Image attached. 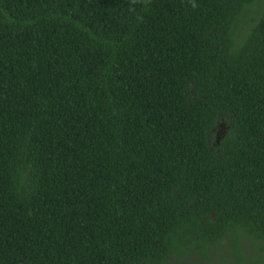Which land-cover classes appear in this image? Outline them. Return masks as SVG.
<instances>
[{
	"label": "trees",
	"instance_id": "16d2710c",
	"mask_svg": "<svg viewBox=\"0 0 264 264\" xmlns=\"http://www.w3.org/2000/svg\"><path fill=\"white\" fill-rule=\"evenodd\" d=\"M259 2L0 0V264L264 251Z\"/></svg>",
	"mask_w": 264,
	"mask_h": 264
},
{
	"label": "rangeland",
	"instance_id": "374dc122",
	"mask_svg": "<svg viewBox=\"0 0 264 264\" xmlns=\"http://www.w3.org/2000/svg\"><path fill=\"white\" fill-rule=\"evenodd\" d=\"M264 15V2L256 3L250 8L248 18L240 24L237 30L239 36H243L256 21L257 18ZM225 128L223 124H218L215 128V137L219 138ZM258 243L253 246L246 236H241L238 241V249L240 261L238 264H264V251L259 252ZM255 262V263H254ZM171 264H237L234 259V251L230 246L229 237L225 236L222 243L212 245L207 249L206 258L201 259L195 251H188L187 255L182 259L170 258Z\"/></svg>",
	"mask_w": 264,
	"mask_h": 264
},
{
	"label": "clouds",
	"instance_id": "9594fccd",
	"mask_svg": "<svg viewBox=\"0 0 264 264\" xmlns=\"http://www.w3.org/2000/svg\"><path fill=\"white\" fill-rule=\"evenodd\" d=\"M193 6H195V5H193Z\"/></svg>",
	"mask_w": 264,
	"mask_h": 264
}]
</instances>
